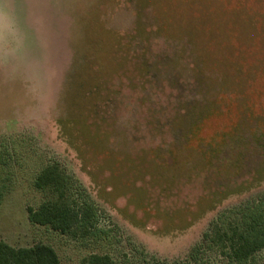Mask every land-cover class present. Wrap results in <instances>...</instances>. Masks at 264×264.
<instances>
[{"label": "rangeland", "instance_id": "374dc122", "mask_svg": "<svg viewBox=\"0 0 264 264\" xmlns=\"http://www.w3.org/2000/svg\"><path fill=\"white\" fill-rule=\"evenodd\" d=\"M0 154L13 247L264 264V241L235 260L230 241L264 218V0H0ZM48 167L85 231L29 220L60 199Z\"/></svg>", "mask_w": 264, "mask_h": 264}, {"label": "trees", "instance_id": "16d2710c", "mask_svg": "<svg viewBox=\"0 0 264 264\" xmlns=\"http://www.w3.org/2000/svg\"><path fill=\"white\" fill-rule=\"evenodd\" d=\"M1 157V154H0ZM66 177L55 167L43 169L37 176L35 185L40 188H53L60 199L46 200L38 209L28 208V218L34 224L46 225L61 233L72 234L75 230H86L91 225L92 215L86 210L74 208L63 198ZM249 228L238 230L232 234V258L246 257L248 248L253 249L264 241V218L256 212L250 216ZM240 232V233H239ZM239 233V234H238ZM237 236V240H236ZM258 246H256L257 248ZM239 253V254H238ZM86 264H113L108 254L91 253L85 258ZM0 264H59L55 249L44 243H36L28 247H13L0 240Z\"/></svg>", "mask_w": 264, "mask_h": 264}]
</instances>
